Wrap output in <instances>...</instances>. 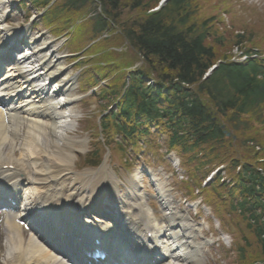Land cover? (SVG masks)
I'll use <instances>...</instances> for the list:
<instances>
[{"label": "trees", "instance_id": "trees-1", "mask_svg": "<svg viewBox=\"0 0 264 264\" xmlns=\"http://www.w3.org/2000/svg\"><path fill=\"white\" fill-rule=\"evenodd\" d=\"M85 1L64 0V3L80 7ZM141 1L138 0V4L135 5H140ZM99 2L104 7L113 6L111 4L116 6L118 0H99ZM188 3L189 0H171L158 12L143 17L136 28L127 29L125 36L161 81L175 80L173 90L176 94L183 90L184 95L188 97L175 101L168 98L167 102H170L172 107L163 108L171 121L176 119L182 121L179 122L182 127L192 125L194 128L190 130L192 133L188 132V135H177L175 127L172 126L170 142L182 143L188 150L196 148L200 151L201 146L222 135L218 125L211 120L199 93L206 94L221 116L226 117L240 130L246 129L243 123L247 121L242 118L247 115L252 117L261 112L259 108L264 100V67L259 62L239 65L226 61L219 64L207 78L202 79L213 62L218 59L225 60L230 54L221 56L211 46L212 33L208 21L196 20L191 23L192 18L186 11ZM98 24L103 25L100 23V18ZM241 39V35H237V44L241 43ZM182 84L195 85L196 93L184 91ZM133 88L134 90L127 96L128 108L136 106L146 107L151 113L158 111L156 109L158 104L155 103L157 99L150 93L149 88L139 84L134 85ZM179 109L182 112L180 111V115L177 116ZM254 119L258 122L259 118ZM246 167L244 171L248 176L256 179L254 170L249 166ZM251 188L252 186L246 191Z\"/></svg>", "mask_w": 264, "mask_h": 264}, {"label": "bare ground", "instance_id": "bare-ground-1", "mask_svg": "<svg viewBox=\"0 0 264 264\" xmlns=\"http://www.w3.org/2000/svg\"><path fill=\"white\" fill-rule=\"evenodd\" d=\"M34 52L36 55H42L41 59V67L44 71H47L49 75L45 78L44 82H35V80L29 81V91L30 93H34L33 100L31 105L27 108L28 115L20 122L22 125V130L25 133V136L31 135L36 136V142L40 144L38 148H41V145L44 147L40 150V155H42L46 151V145L48 141H52L53 148H57L56 142L63 141L66 138V132L70 130L73 126L72 116L76 114L75 111L70 109V103L73 100L70 93H67L69 90V85L67 80L59 79L58 75H56V67L58 66V60L54 59L53 56V47L48 44L45 40L41 43V45H36L34 48ZM35 57L33 55L29 56L27 59L23 58L21 60V68L28 69L29 67L35 65ZM38 65V64H37ZM16 74L13 71H7L4 78V85H9L13 90L17 87L16 82L14 81V77ZM46 81L48 83V90H45ZM59 84V90L57 92L54 89ZM43 86V89H42ZM55 87L54 89H51ZM18 90H23L22 87L18 88ZM16 92V90H14ZM40 94H44L48 96V99H41ZM6 104L12 102L11 93H7L3 100ZM1 125L4 126L2 118L0 116V140L3 138V131ZM23 141V139H22ZM32 139L28 140V142L32 143ZM2 146L0 145V163H2L3 155L10 162L15 160L14 162L20 166V162L25 159V161L29 160V165L33 166L34 169L39 168L43 165H49L54 153L50 151L46 161H40L39 158L35 157L27 148L28 152L25 156L22 153L20 154V158H16V147L12 144L5 145L6 151L3 152ZM52 150V149H51ZM17 159V160H16ZM63 161L65 157H62ZM28 164V163H27ZM45 166L43 169L39 168L34 171L37 175L35 176V185H32L30 188H39V184L37 181H49L48 185L43 184V189L49 187L51 190L50 196L53 197V201H57L59 199L60 191H63L64 187H66V182H68V187L65 191V197L70 195L72 198L77 199V195L80 193L76 191L78 187L74 181L75 178L73 175H70L68 171L64 170L60 165H55L53 169ZM24 168H22L23 170ZM56 171V173H54ZM74 180V181H73ZM78 183V182H77ZM79 184V183H78ZM161 195L165 202L169 201L167 194L163 190H161ZM177 214H173L169 217V222L171 223L172 230L170 231V235L166 238L173 242V246L177 251V260L174 264H200L198 262V258L195 257L197 254V250L193 247H190L191 242L189 239H186L185 236L188 234L184 230L175 229V221L178 220ZM88 220L87 218H84ZM183 220L179 221L180 222ZM166 224V223H165ZM182 225V224H181ZM12 234H16V232H12ZM10 245H3L1 250L2 258L7 257L13 254L15 251H21V246L12 238L10 239ZM16 243V244H15Z\"/></svg>", "mask_w": 264, "mask_h": 264}, {"label": "rangeland", "instance_id": "rangeland-1", "mask_svg": "<svg viewBox=\"0 0 264 264\" xmlns=\"http://www.w3.org/2000/svg\"><path fill=\"white\" fill-rule=\"evenodd\" d=\"M200 1L201 0H191L188 8H192L191 11H193L195 8L201 9ZM135 2L136 0H118V5L115 8H110V13L112 16H116L118 24H116L114 20V23H113L114 25H112L111 28H109L107 31H102L101 33H97V34L91 33L90 31L91 19H90V24L86 21L85 34L83 36L82 43L83 44H93L94 46L103 44L108 49L109 58L111 56V53L116 54L118 58L125 60V61L128 60L132 62V70L141 69V70H146L152 73L154 71L150 70V67L148 66V64L145 61H142L141 57L138 56L137 51L129 46V44L126 42L124 38V35L122 34V30L128 27H133L135 24L139 23L143 17L144 9L141 7V5L140 7L136 6ZM242 2H244L245 8H241V7H236V8L238 9V12L242 14L243 23L246 24L250 20L254 24V21L256 20L258 25L263 27L262 34L257 33L253 35V39L257 40L258 37L264 36V0H243V1L238 0L239 6ZM144 3H148L149 6H153L154 0H143L141 4H144ZM198 5L200 6V8H198ZM84 8L85 9H83L82 12H85L88 9L90 13H93L96 6L94 4L88 3L86 6H84ZM71 12H75V11L72 10ZM192 15H194V13H192ZM70 16H75V14H72ZM193 17L194 19L195 18L198 19L197 15H194ZM220 21H221L220 23L219 22L212 23L213 25H211L210 27L211 30L215 33V35L210 38V44L216 50V53L221 56L223 54H228L229 50H231L234 55L235 53L238 52V50H236V48L234 47L235 45L234 43L237 39L235 36V32L231 31L229 27L223 25L222 20ZM244 24H242V26H244ZM234 25L237 27L236 29L240 27V24L237 21L234 23ZM246 26L250 27L251 25L248 24ZM93 35H94V39L98 41L97 43L92 42V40L89 38V36H93ZM58 39L60 38H56L54 40L57 42ZM245 43L246 42H244V44ZM252 43L253 41H250L249 43H246V46H249ZM69 58H70L69 61H66L60 65V68L63 67L67 63L72 66L73 59H71V57ZM83 67H86V65L83 64ZM68 69H67V73L68 75H70L71 72ZM70 70H72V68ZM73 70L77 72L78 68L75 67ZM202 99L205 102L206 107H208L209 110L211 111V115H216L215 118L218 120L219 123H225L224 121L226 120L224 119V117L220 118L219 114H216L214 107L213 109H211V103L205 97V95L202 96ZM86 114L89 115V113H86ZM86 114H83L81 110L78 112V115H80V117H84ZM257 115L259 116V122H261L259 126L257 127H260L261 125L263 126L264 125V107H263L262 112H260ZM73 123H74L73 124L74 126L72 128L71 133L74 134L73 138L76 139L81 134L84 126L80 122L79 117L75 118ZM247 124H248L247 125L248 129L246 131H241L238 128H234L233 125L229 123L225 126L226 129L228 128V130L232 134L235 135V138L233 139L231 137H226L223 140V142L219 143L220 147H223V151L219 149L220 152L218 153V155L221 158V160L225 162V163H219L221 164V166H224L228 164L229 162H231L232 158L233 159L237 158L239 162H244L246 160L252 161L253 158L256 157L257 149H254L253 145H255L256 143L258 144L260 140H263V138L259 139L257 138V136L253 135L257 133L254 130V125L255 126L258 125L255 122V120H253V118L250 119ZM71 133H69L68 135H70ZM249 140H253V141L249 142ZM251 142L252 143L254 142V144L253 145L250 144ZM260 157L261 156H259L258 158ZM96 169H97L96 167H92V166H88V167L81 166V168L78 169L77 171L88 170L91 173V175H89L88 177L91 176V178H94L96 175ZM192 188H193V185L191 184V182L188 186L185 187V189H189V190ZM206 204L208 206V203ZM231 216H234V215H231ZM222 253L224 254V251H222ZM225 255L227 256V259H226L227 264H231L230 256H232V251L230 253V251L228 250L227 254Z\"/></svg>", "mask_w": 264, "mask_h": 264}]
</instances>
